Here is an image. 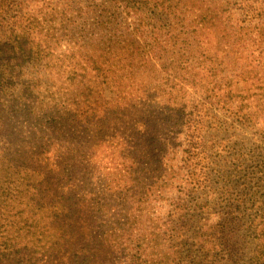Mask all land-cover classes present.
Listing matches in <instances>:
<instances>
[{
  "label": "rangeland",
  "instance_id": "374dc122",
  "mask_svg": "<svg viewBox=\"0 0 264 264\" xmlns=\"http://www.w3.org/2000/svg\"><path fill=\"white\" fill-rule=\"evenodd\" d=\"M221 2L226 6L213 20L214 25L200 31L196 39L211 56L231 58L226 60L227 71L216 74V80L228 75L232 98L209 110L217 119H203L196 126L195 135L204 139L196 168L207 173L209 184L195 192L192 201L206 202L210 213L208 217L197 216V220L219 225L212 231L215 246L222 238L229 247L232 243L240 249L243 260L237 264H253L256 251L264 262V31L263 35L256 32V19L242 2L231 7ZM199 7L204 6L181 0L175 19L184 18L187 24L204 11ZM52 23L58 26L56 21ZM168 29L157 31V36L162 39ZM50 44L51 61L61 66L56 86L64 96L56 99L57 114L45 137L46 146L37 144L34 128L21 116L4 118L0 101V263H32L31 258L41 249L42 243L35 238L38 220L44 216L41 221H47L50 233L59 228L72 235L98 236L100 231L105 235L108 230L99 225L115 222L131 223L140 233L151 227L146 230L150 234L145 235L148 241L143 257L149 264H173L176 243L164 233L162 223L169 217L175 219L169 213L182 200L189 201L190 194L184 196L178 182H166L165 164H179L184 128L168 123L164 113H175L163 104L147 101L139 89L141 81L164 87L165 74L156 67L150 80L138 75L124 87H101L104 91L87 82V75L84 79L73 77V87L79 82L84 86L76 91L64 80L68 72L62 58L68 61V47L64 40L59 45ZM191 63L198 77L206 75L208 60L199 57ZM34 72L23 69L17 78L19 86L32 79ZM199 82L186 84L190 103L203 98ZM118 89L131 94L127 105L113 107L108 99L122 95ZM219 92L224 93V87ZM237 94L243 97L242 106ZM246 112L256 116L247 121L243 116ZM208 138L212 140L208 142ZM229 202L238 205L237 220L221 228L219 221ZM154 227L158 232L151 231ZM116 254L118 260L123 259ZM97 263L106 262L101 256Z\"/></svg>",
  "mask_w": 264,
  "mask_h": 264
},
{
  "label": "trees",
  "instance_id": "16d2710c",
  "mask_svg": "<svg viewBox=\"0 0 264 264\" xmlns=\"http://www.w3.org/2000/svg\"><path fill=\"white\" fill-rule=\"evenodd\" d=\"M186 1L192 6H204L199 7L204 11L187 24L184 18L175 19L181 0H0V33L3 35L0 39V101L4 106L1 111H4V118L21 116L28 121L34 128L33 138L37 144L46 146L45 137L58 108L56 99L64 96L62 92L59 94V86H56L61 66L51 61V41L59 45L64 40V45L68 47V61L65 56L62 58L68 72L64 80L68 88H75L76 91L84 86L79 82L80 85L73 87L70 83L73 77L84 79L87 75V82L99 89H117L128 85L138 75L147 76L150 80V74L158 67L165 74L166 85L148 86L149 82L141 81L139 89L145 92L147 101L163 104L167 111L175 113H164L168 123L184 128L181 131L183 144L179 164L175 161L165 164L166 182L168 179L178 182L183 188V195L190 194L187 197L189 201L182 200L171 212L183 214L169 213L175 219L169 217L162 223L164 233L176 243L172 249L176 256L173 264H237L243 260L240 249L233 248L232 243L229 247L222 238L217 239L215 246L212 231L219 225L208 226L205 219L202 222L197 220V216L208 217L210 213L206 202L192 201L195 192L209 184L207 173L196 168L204 145V139L195 135L196 126L203 119H217L209 110L220 103L226 104V99L232 98L228 75L216 80V74L227 71L226 63L231 58L211 56L196 35L214 25L213 20L226 5L221 0ZM239 1L224 0L230 7L242 2V7L252 11L256 19V32L263 35L264 0ZM54 21L57 27L52 25ZM173 23L179 27L173 28ZM185 26L188 30L183 29ZM168 27L170 29L162 39L157 36V31L161 33ZM199 57L208 60L206 75L201 74L200 77L191 63ZM26 68L33 69L34 76L19 86L21 81L17 78L23 75L22 70ZM198 82L203 98L190 103L186 98V84L197 85ZM222 87L224 93L219 92ZM118 92L122 95L116 94L108 99L113 107L128 104L131 91L118 89ZM236 96L242 106L243 97L240 94ZM243 116L248 121L256 115L246 112ZM210 140L212 138L207 139L208 142ZM226 208L219 221L221 228L235 224L237 220L234 215H237L238 205L229 202ZM45 212L48 213V208ZM42 218L44 220V216L38 220L35 242L45 244L40 245L41 249L31 258V264H98L101 256L105 264H149L143 256L144 245L148 241L145 235L150 234L146 230L151 227H145V231L140 233L139 228L131 223L115 222L99 225L108 230L105 235L103 231L98 236L72 235L73 232L67 233L59 228L50 233L47 221L42 223ZM154 228L151 231L158 232ZM229 231L233 230L229 228ZM235 246L239 247V244ZM116 253L123 259L118 260ZM260 255L258 251L254 253L253 264H264L260 262ZM12 258L16 260V257Z\"/></svg>",
  "mask_w": 264,
  "mask_h": 264
}]
</instances>
